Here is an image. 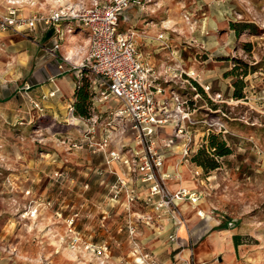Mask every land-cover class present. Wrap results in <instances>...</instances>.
<instances>
[{"label": "rangeland", "instance_id": "rangeland-1", "mask_svg": "<svg viewBox=\"0 0 264 264\" xmlns=\"http://www.w3.org/2000/svg\"><path fill=\"white\" fill-rule=\"evenodd\" d=\"M101 1L0 0V13L73 14ZM140 2L117 28L159 78L171 123L156 130L161 171L184 195L159 210L146 203L137 173L117 171L83 139L114 103L94 100L91 118L61 108L60 81L77 71L59 73L44 30H0V264H264V0ZM52 27L68 46L79 24ZM50 76L53 95L41 93ZM110 130L115 150L133 146L128 124ZM212 136L229 152L208 149ZM203 148L212 169L193 158Z\"/></svg>", "mask_w": 264, "mask_h": 264}, {"label": "built area", "instance_id": "built-area-1", "mask_svg": "<svg viewBox=\"0 0 264 264\" xmlns=\"http://www.w3.org/2000/svg\"><path fill=\"white\" fill-rule=\"evenodd\" d=\"M140 1L103 0L73 14L54 10L46 16L29 17H23L16 9L8 7L0 13V30H29L39 21L44 25L57 26L63 19H76L89 28L88 55L81 64L73 65L71 69L77 71V77H81V69L85 67L96 92V101L112 100L115 104L104 113L106 121L100 138L95 140L96 129L90 125L84 130L83 139L90 151L103 154L107 163L118 162L128 172H136L147 187L146 203L159 210L172 205L173 199H180L184 192H169L164 184L169 176L161 171L163 159L156 147L155 130L158 125H164L166 119L160 116L163 107L155 98L161 92L158 76L153 65L138 51L134 36L117 28L123 12L130 6L139 5ZM53 94L54 91H51L49 95ZM117 121L128 124L133 131V146L121 152L109 148L110 125ZM123 185L125 180L119 179L115 187ZM128 197L134 199L129 193Z\"/></svg>", "mask_w": 264, "mask_h": 264}, {"label": "crops", "instance_id": "crops-1", "mask_svg": "<svg viewBox=\"0 0 264 264\" xmlns=\"http://www.w3.org/2000/svg\"><path fill=\"white\" fill-rule=\"evenodd\" d=\"M29 16L30 15H28V16L23 15V17H29ZM71 25H72V23L70 22L68 24L67 28L70 29ZM52 26L53 25H44L42 22L39 21V22H37L36 26L33 29H29L26 31H32V30H38V29L44 30L43 35H44V38L47 40V43H49V45H51V46L54 45L55 48H59L60 54H58V56L60 57V61H61L60 64L58 65V68L61 69V71H59V73L64 72V71L67 72L71 69V66L81 64L85 60V58L87 57L88 51H89V46H90V31L88 30V31L84 32L82 30V28L86 27V26L83 24H79V28L77 29L78 33L76 31L75 34H72V33L69 34L70 37L68 38V46H66V43L63 45L58 44V41H57L56 37L54 36V33H55V31L58 32L59 30L55 29ZM81 33H84V35H82ZM76 36H80L81 38L76 40ZM70 42H72V44ZM75 45H76V47H75ZM62 64L64 65V67L62 66ZM75 73L77 75V72H75ZM70 74H73V72H71ZM65 75H67V73ZM65 75H63L64 77L60 81L61 92L64 93L65 95H68L69 97L64 99V102L61 104V108L67 109V108H69V106H71V103L74 100V89H75L76 82H77V76L74 79V77H72V76L68 75L67 77H65ZM47 80H48V82H50L48 84L49 87L48 86L47 87L42 86L41 93H45V91H48V90L56 91V90H54L55 88L53 87L54 84L52 83L53 82L52 76H50V78ZM158 83H159V78H158ZM45 85H47V84H45ZM160 95H161V92L155 95L156 100H158V97ZM112 102L115 104L114 101H112ZM158 104L160 106L162 105V103L160 104L159 102H158ZM161 107H163V106H161ZM166 112L167 111L164 110V108L161 109V111L159 112L160 116L166 119V122L164 125H158L156 127V130H157V128L164 127L166 124L168 125L170 123L169 114ZM168 119H169V121H167ZM110 132H111V130H110ZM102 133H103V130L99 131L98 128H96L94 138H100ZM120 133H121V131H119L118 134H120ZM114 134H116V133L114 132ZM128 146H132V145H128ZM128 146H126L125 149H127ZM109 148L115 149V147L111 146L110 143H109ZM97 156H102V155L97 154ZM111 165L113 167H115L117 169V171H120V169L125 170L124 169L125 167L122 166L118 162H112ZM104 166L106 167L105 163H104ZM170 169H171V166H170ZM127 176H129V175L127 174ZM129 178L133 179L132 176H130ZM136 178L138 180L137 182H139L138 185H141L142 188H146V184L141 182L138 174L136 175ZM185 184H191V182H189V183L186 182ZM145 190H147V189H145ZM198 214H202V212H200Z\"/></svg>", "mask_w": 264, "mask_h": 264}, {"label": "trees", "instance_id": "trees-1", "mask_svg": "<svg viewBox=\"0 0 264 264\" xmlns=\"http://www.w3.org/2000/svg\"><path fill=\"white\" fill-rule=\"evenodd\" d=\"M69 20L78 21L76 19H69ZM77 23L82 24L80 21H78ZM232 27H235V25L232 24ZM77 29L75 31H77ZM72 34H75V32ZM81 73H82L81 77H77V82L74 89V100L71 103V107H72L73 115L81 118H91L93 115L97 113V111H95L96 109L94 108V100H96L95 98L96 92L92 88L90 77L89 74L86 72L85 67L81 69ZM214 139H215L214 136L209 138L208 149H213V153L217 155H224L229 152L228 149L224 147L223 143L219 142L216 144L214 142ZM207 154L209 153L205 148L199 149V151L196 153V155L193 158L199 163V165L205 168L212 169L216 166L215 160L213 158H210ZM201 156L206 157V159Z\"/></svg>", "mask_w": 264, "mask_h": 264}, {"label": "bare ground", "instance_id": "bare-ground-1", "mask_svg": "<svg viewBox=\"0 0 264 264\" xmlns=\"http://www.w3.org/2000/svg\"><path fill=\"white\" fill-rule=\"evenodd\" d=\"M76 40H77V39H76ZM68 51H69V50H68ZM182 226H183V225H180V226L178 227V232H179V230H181Z\"/></svg>", "mask_w": 264, "mask_h": 264}]
</instances>
